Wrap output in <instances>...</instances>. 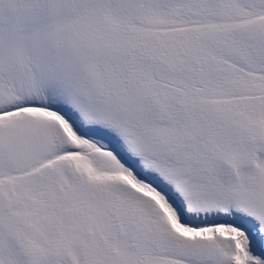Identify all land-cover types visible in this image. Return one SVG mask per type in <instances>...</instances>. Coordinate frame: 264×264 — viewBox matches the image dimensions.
Here are the masks:
<instances>
[{
	"label": "snow or ice",
	"instance_id": "snow-or-ice-1",
	"mask_svg": "<svg viewBox=\"0 0 264 264\" xmlns=\"http://www.w3.org/2000/svg\"><path fill=\"white\" fill-rule=\"evenodd\" d=\"M0 264H264V0H0Z\"/></svg>",
	"mask_w": 264,
	"mask_h": 264
}]
</instances>
